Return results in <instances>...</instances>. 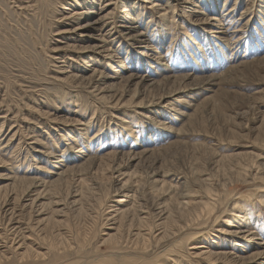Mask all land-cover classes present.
<instances>
[{"label":"rangeland","instance_id":"rangeland-1","mask_svg":"<svg viewBox=\"0 0 264 264\" xmlns=\"http://www.w3.org/2000/svg\"><path fill=\"white\" fill-rule=\"evenodd\" d=\"M85 1L0 0V264H90L113 253L103 234L114 222L123 238L136 228L156 234L176 218L184 229L197 226L200 219L184 216L187 201L217 200L229 214L240 202L245 209L231 221L250 216L264 235V0H98L94 9ZM133 3L143 19L122 18ZM91 20L100 22L92 38L67 31ZM97 39L112 62L134 54L130 64L112 70L108 57L83 53ZM68 74L92 77L93 86L62 80ZM61 101L67 109L57 111ZM86 129L82 155L68 143ZM116 132L126 143L110 147L105 138ZM6 174L47 184L9 185ZM55 236L65 243L58 249L49 245ZM149 238L121 243L119 253L155 261ZM28 248L36 253L24 255Z\"/></svg>","mask_w":264,"mask_h":264},{"label":"bare ground","instance_id":"bare-ground-1","mask_svg":"<svg viewBox=\"0 0 264 264\" xmlns=\"http://www.w3.org/2000/svg\"><path fill=\"white\" fill-rule=\"evenodd\" d=\"M102 1V0H101ZM122 3L128 2L125 0H121ZM154 1V0H151ZM77 2V1H75ZM96 2H98V0H86L84 3H88L91 5V7L94 9V4H96ZM130 4V3H129ZM109 5L110 4H106ZM133 7L129 6L127 8V13L125 15H123L122 18L125 19H130V20H139V19H143L145 16L142 17H135L136 16V12L138 11L137 9V4L133 3ZM168 6V5H167ZM68 8V7H67ZM76 7H74L73 9H75ZM82 8V6H81ZM80 8V9H81ZM165 8V7H163ZM92 9V10H93ZM94 12V11H93ZM107 12V11H106ZM87 14V13H86ZM67 15V14H66ZM77 16V15H76ZM90 16V15H89ZM107 16V15H106ZM213 19H215V17H213ZM129 20V21H130ZM69 21V20H68ZM72 22V21H71ZM219 22H221L219 20ZM130 23V22H129ZM72 24V23H71ZM99 24L100 22L98 20H91L90 22H86V24H80L77 25V27H75L73 29V27H71L73 30H67V31H73L76 34H79V36H83L84 38H92L94 36H96L93 31L98 30L99 29ZM220 25H222V23H220ZM75 26V25H74ZM128 27H130L129 25H127ZM69 28V29H71ZM101 28V27H100ZM100 33V32H99ZM98 33V34H99ZM105 33V32H104ZM139 33L141 35H145V31L141 30L139 31ZM100 39V38H99ZM93 40V39H92ZM98 40V39H97ZM105 40H107L105 38ZM191 40H193L191 38ZM99 42L94 43L92 45H87L85 47H82V51L85 54H89L91 55L92 52L93 53H99L101 55V57L103 58H109L110 62L107 63L108 66L111 67V69L113 70L116 66H120L119 68H121V66L123 64H130L131 59H133L134 54H131V52L128 53V55L126 57L121 58V60H118L117 63H119L118 65H116V62H112V55H108L109 49L106 48L105 43H100L101 40H98ZM196 43L198 42L197 40L195 41ZM65 46V45H64ZM108 47V46H107ZM198 48H200L198 46ZM190 53V52H189ZM194 53V52H193ZM60 54V53H59ZM131 54V55H130ZM79 55V54H78ZM83 55V54H82ZM143 55V52L142 54ZM178 55V54H177ZM198 55V54H196ZM203 55V53L201 54ZM86 56V55H85ZM179 56V55H178ZM177 56V57H178ZM192 56V54H191ZM206 56V54H205ZM83 57V56H82ZM193 57V56H192ZM196 57V56H195ZM204 57V56H203ZM179 60V59H178ZM195 60V59H194ZM61 62V61H60ZM64 63V62H62ZM63 65V64H62ZM150 67H152V64H149ZM65 67V66H64ZM63 67V69H64ZM162 67V66H161ZM62 69V70H63ZM67 71V69H66ZM164 71L162 69H159V73L155 74L154 76H159L161 75V72ZM116 72V71H115ZM117 74V73H115ZM66 75V74H65ZM83 76V75H82ZM78 74H68L64 79L65 81H69L70 83L73 82L74 84H76L75 82H78L79 84H82V80H87L90 81L88 83V85H92L93 83V78L92 77H86V78H80L82 77ZM102 79L104 77H109V75L107 74L106 76H100ZM155 78V77H154ZM101 81V80H100ZM73 84V85H74ZM72 85V84H71ZM112 86L111 84H108L107 86L109 87ZM93 86V85H92ZM91 87V86H90ZM92 88V87H91ZM103 87H100V85H95L94 86V92L97 93L98 96H100V100L104 99L103 94L100 95L103 91ZM106 90V89H105ZM112 90V89H111ZM105 94V93H104ZM195 94V93H194ZM107 97V96H106ZM105 97V98H106ZM193 97V95H191V98ZM112 98V97H111ZM190 98V99H191ZM195 98V96L193 97ZM112 99H110L111 101ZM60 101V100H59ZM105 101V100H104ZM109 101V100H108ZM109 101V102H110ZM111 103V102H110ZM112 104V103H111ZM79 101L76 100L74 106L77 107L79 106ZM68 103L67 101H61V102H57L56 104V110L57 111H64L67 109ZM149 112H153L154 109H148ZM45 115L47 114L46 112H43ZM53 113V112H52ZM51 113V114H52ZM97 113V111L94 112V115ZM99 113V112H98ZM50 115V114H49ZM57 116V115H56ZM59 117V116H58ZM95 116H92L91 119H93ZM58 118H55V120H57ZM50 120V119H49ZM72 121L77 120L75 118L71 119ZM95 120V119H94ZM52 122V119H51ZM94 122V121H93ZM92 121L90 120L88 125H91ZM71 124H73V122H71ZM86 125V124H85ZM95 125V124H94ZM92 126V125H91ZM142 126H144V128H147V124L144 123ZM56 129V128H55ZM84 129V128H83ZM87 131L85 132V135L83 133V135L85 136V139L82 138H75L77 140V142L75 143V141H72L70 143H68V146L71 147V144H75V147H77L76 151L77 153H81L82 152H86V151H82V149L80 148V146L82 145V140L84 141L83 143L87 144V140L90 139V137H88L89 135H87L89 133V129H86ZM146 129H144L145 131ZM75 130H69V132H74ZM84 131V130H83ZM157 132V131H156ZM67 133V134H70ZM93 134V133H92ZM155 134V133H154ZM91 135V133H90ZM101 133L96 132L93 135V138H101ZM66 136V135H65ZM155 137V136H154ZM84 138V137H83ZM92 139V138H91ZM93 140V139H92ZM105 140L110 145V147H114L117 148L118 145H124L126 143L125 140H127L126 138L122 139L119 138V134L116 132L115 134L112 135L111 138H105ZM91 142V141H90ZM118 142V143H117ZM121 142V143H120ZM79 143V144H78ZM67 144V143H66ZM84 144V145H85ZM92 144V143H91ZM88 144V154L91 153V151L89 150L90 147L91 148H96L95 146L97 145H91ZM55 151V150H54ZM70 151V150H69ZM53 154V153H52ZM81 154H76L75 156L78 157ZM56 155V154H55ZM82 155H87L85 153H83ZM72 156V155H71ZM52 157V155H51ZM61 157V156H60ZM59 156H54L53 158L56 159H60ZM83 157V156H82ZM70 158V157H67ZM71 160V159H70ZM65 162V161H63ZM72 162V161H71ZM57 164L60 163V161L56 162ZM62 163V162H61ZM65 165V164H64ZM64 165H61L59 168L62 169V167ZM66 166V165H65ZM57 167V166H56ZM69 168V167H68ZM67 170V169H66ZM62 171V172H61ZM59 172V174L61 176H63L64 174V170H61ZM14 174V173H13ZM11 175V174H10ZM7 180H11L13 181L12 183H7L9 185H13V183L15 184L18 180L19 181H30V182H34L35 185L38 187L42 186V185H46L47 181H41V180H37V181H33L35 180V177H29V178H25V179H18V177H14L9 176L6 174L5 177H3ZM50 182V181H49ZM20 183V182H19ZM25 184V183H24ZM16 185V184H15ZM18 185V184H17ZM31 185V184H30ZM6 185V188L10 187ZM26 186V185H25ZM13 188V186H11ZM16 187V186H15ZM14 187V188H15ZM22 187V185H21ZM1 188H5L1 187ZM29 188V187H28ZM31 188V187H30ZM6 190V189H5ZM4 190V191H5ZM9 190V188H8ZM8 190H6L7 192H9ZM14 190V189H13ZM25 190V189H24ZM36 190V189H35ZM43 190V189H42ZM2 191V190H1ZM0 191V193H1ZM27 191V190H26ZM249 191V190H248ZM11 193H13L11 191ZM258 194V192H256ZM211 196V195H208ZM246 198L248 197V194H241V198ZM238 197V196H237ZM212 198V197H210ZM234 198V197H233ZM232 198V200H233ZM221 199V198H220ZM259 199V198H258ZM193 200V198L191 199ZM231 200V199H230ZM253 200V199H252ZM257 200V199H256ZM186 201V200H185ZM225 201V200H224ZM260 201V200H259ZM252 202V201H251ZM256 202V201H255ZM258 202V201H257ZM84 203V202H83ZM186 205L191 206L190 207V211H186V213L184 214V216L187 218V216L189 217V220H195V218L200 219V222L198 223L197 226H191L188 228H185L180 224V221H182L181 219H178V221H176V219H174L173 221H170L169 225H166L165 227H162V229H159L157 231V233L155 234V232L152 230V227L149 228H145V229H135L137 231H128L123 238V233L122 230L120 229L119 232H116L118 230V226L115 224L116 222L113 223L114 226H110L109 228H107L103 234V236L105 235V242L108 243H112V254H108L104 257H96V259H92V261H90V264H121V263H127V264H244V261H246V263H248L249 261H251L252 257L255 258V260H257L256 264H264V257H261V261H258V257L261 253H264V248L262 250L259 251H251L250 253H238V252H245V251H249L247 250L248 248L250 249V247H252V250H255L256 248H260L261 246H264V235L260 234L259 230H258V226L259 225H248L249 223L247 221L251 220L252 218L250 216H248L247 220H245L244 224L242 225H235V222H232L229 215L233 216V217H238L239 216V212L238 209H245V207L242 206V203L237 202L238 206H233V208H231L232 210V214H229L230 212L228 211V208H230V205H222V204H218L217 200H206V201H187L185 202ZM259 204V202H258ZM254 206V205H253ZM187 207V206H186ZM185 208V207H184ZM10 209V208H9ZM240 209V210H241ZM236 210V211H235ZM247 210V209H246ZM249 210V209H248ZM183 211V210H182ZM234 211V212H233ZM242 211V210H241ZM237 212V213H236ZM256 212V211H255ZM182 215V214H181ZM245 215V213H244ZM247 215V213H246ZM246 215L244 217H246ZM258 215V214H257ZM225 216V217H224ZM222 217L225 218L226 223L222 222ZM256 218V217H255ZM112 219V217H111ZM243 219V218H242ZM215 220V221H214ZM238 220V219H237ZM114 221V220H112ZM141 221V220H140ZM214 221V222H213ZM260 221V219H259ZM220 222L223 223V227H220V229L218 228V230H213L211 227L213 225H215V223ZM262 223V222H261ZM197 224V222H196ZM112 225V223H111ZM150 225V224H149ZM261 225V224H260ZM130 227V226H129ZM115 230V231H114ZM134 230V229H133ZM112 231L116 232V233H111ZM216 231L217 235L216 238L212 239L213 240V247L212 249L209 248H205L204 245H202V243L208 242L209 241V237L211 236L212 232ZM130 233V234H129ZM215 233V232H214ZM131 235V238H126L127 236ZM149 235H153V238L155 240V245L157 247H155V252L158 254V259H156L155 261L152 262H146L144 258L140 257V256H133L131 255L132 253H126V252H121L123 254H120L119 252L122 251L124 248L123 246H121V243L124 242H128L129 240L131 242L132 245L135 244L139 246L140 243L142 244H147V242L150 241ZM63 238V237H62ZM134 239V241H133ZM49 240H51V242L49 243V245L51 246V248H55L58 249V247H60L61 245H64L65 243H63V240H61V242H59L60 240L58 239V237H52L49 238ZM83 240V239H82ZM81 240V241H82ZM85 242V241H84ZM231 242H236L238 244V246L240 247V249L238 251H227V249L225 248V246ZM83 243V241H82ZM24 243L18 244L19 246H23ZM152 244V243H151ZM212 244V243H211ZM210 244V246H211ZM48 245V246H49ZM83 246V244H81ZM129 246V245H127ZM233 246V245H232ZM235 246V245H234ZM136 247V246H135ZM149 247V246H148ZM207 247V246H206ZM231 247V246H230ZM20 248V247H19ZM88 248V247H87ZM104 248V247H103ZM233 248V247H232ZM22 249V248H21ZM125 249V248H124ZM129 248H126V251ZM132 249V248H131ZM142 249V248H141ZM149 249V248H148ZM130 250V249H129ZM135 250V249H134ZM137 250V249H136ZM144 254L147 253V250L144 249ZM154 250V249H153ZM51 251V250H49ZM88 251V250H87ZM138 251V250H137ZM85 252V251H84ZM89 252V251H88ZM97 252V251H96ZM5 253V252H4ZM29 253V254H28ZM36 252H34V250L28 248V250L24 253L27 255H34ZM117 253V254H116ZM155 253V255H156ZM79 254V253H77ZM89 254V253H88ZM107 254V253H106ZM143 254V255H144ZM245 254V255H244ZM39 255V253H38ZM45 255V254H44ZM47 255V254H46ZM98 255V254H97ZM152 255V254H151ZM88 255H86L87 257ZM157 256V255H156ZM155 256V257H156ZM149 258V257H148ZM157 258V257H156ZM82 259V258H81ZM79 258V260H81ZM152 259V258H151ZM154 259V257H153ZM88 260V259H87ZM238 260H242L241 262H238ZM66 262V261H65ZM80 263V262H79ZM76 263V264H79ZM69 264V263H68ZM75 264V263H74ZM86 264V263H83Z\"/></svg>","mask_w":264,"mask_h":264}]
</instances>
